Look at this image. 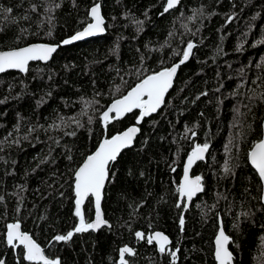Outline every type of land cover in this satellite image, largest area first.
I'll use <instances>...</instances> for the list:
<instances>
[{
  "label": "trees",
  "instance_id": "obj_1",
  "mask_svg": "<svg viewBox=\"0 0 264 264\" xmlns=\"http://www.w3.org/2000/svg\"><path fill=\"white\" fill-rule=\"evenodd\" d=\"M97 3L104 35L61 45L27 72L0 74V259L34 264L22 245L6 242L7 225L20 222L61 264H119L124 246L136 252L126 254L129 264H172L169 252L135 235L156 230L170 237L169 248H179L175 264H216L222 222L234 264H264L263 185L248 158L263 137L264 0H182L168 13L166 0H0V9H12L8 20L0 19V51L61 44L91 22ZM188 42L196 47L159 112L137 123L136 109L105 127L103 111L148 75L179 62ZM132 124L141 130L134 146L109 167L103 208L111 226L56 241L79 224L75 171L104 137ZM204 143L208 159L193 170L204 190L186 210L177 192L184 161ZM82 211L90 223L91 196Z\"/></svg>",
  "mask_w": 264,
  "mask_h": 264
},
{
  "label": "snow or ice",
  "instance_id": "obj_2",
  "mask_svg": "<svg viewBox=\"0 0 264 264\" xmlns=\"http://www.w3.org/2000/svg\"><path fill=\"white\" fill-rule=\"evenodd\" d=\"M179 3L180 0H166L164 12L166 13L170 9L175 8ZM55 7H59V5L57 4ZM33 8H35V6H33ZM49 11H51V9H49ZM199 11L202 14V10ZM0 12L4 13L0 19L8 20L9 17L7 14L11 13L12 9H0ZM90 14L93 17L94 22L89 23L83 31H78L70 38L63 40L61 42L62 44H71L74 41H80L85 37L94 36L105 31L103 27L104 18L101 15L100 5L95 4L91 8ZM161 15H163V13H161ZM23 18L28 19V17ZM188 19H196L195 11L193 16ZM135 23L140 26L143 24V21H135ZM21 31L23 32L25 30L21 29ZM48 35H51V32H49ZM58 47L59 45L32 44L14 50L0 51V73L5 72L7 69H19L22 72H27L30 61H47L52 57V54L57 51ZM194 47H196L194 43L188 42L179 63L170 68H163L161 71L148 75L128 91L126 95L115 99L100 116L104 126L107 127L111 121L121 119L135 109L140 110L137 123L143 121L145 117L156 113L165 103V95L172 87L177 69L189 59ZM260 98L264 99V93L260 94ZM250 99L253 98L250 97ZM85 106L89 107L90 102H85ZM84 114H86V112ZM70 120L72 123L76 124L77 127L83 126L75 117L70 118ZM65 123L66 121L61 118V125ZM89 123H91V118H89ZM61 125H53V127H60ZM139 131L140 129L138 127L133 126L129 127L122 133L112 136L110 139L106 138L99 145L95 153L89 155L84 164L75 171V215L79 218V224L75 227L74 231H69L66 235H57L54 238L56 241H68L73 237L74 233L97 230L102 225L108 223L103 219V214L101 212V198L105 182L109 179L110 162L116 161L122 149L128 148L132 145L134 138ZM188 131H191V129H188ZM67 135L74 136L75 132L67 133ZM208 148V143H204L203 145L196 144L191 154L188 156L184 168L183 182L177 188V192L179 193L182 202L191 201L197 193L204 190L201 183L202 178L200 176H196L194 179L190 178L189 171L196 161L204 159V154L208 151ZM68 158L70 160L71 156ZM249 159L261 181H264V138H261L254 144L249 153ZM43 162L44 161H41V163ZM224 171L225 173L231 171L227 162L224 165ZM89 196L95 197L96 216L94 222L86 223L84 212L82 211V205ZM3 199L4 198L0 196V201ZM180 206V204H177L178 208ZM184 223L183 216H181L179 220L181 230H183ZM135 235L141 240L146 239L148 244H152L153 242L157 243L159 245V252H169L172 258V264H175L178 259L177 254L179 248L175 250L169 248L168 246L171 244V241L164 233L155 232L146 237L145 233L138 231ZM17 241L18 244L16 243ZM6 242L13 247L22 245L25 250L24 258L27 261L34 262V264H61L59 258H48L45 255L44 249L32 238V236L21 231V225L19 222L7 225ZM229 242L230 237L225 234L223 227L221 226L219 234L215 240V258L219 264H232L233 254L229 251ZM126 254L135 256L136 252L129 246L120 248L119 264H129V260L125 258ZM0 264H4L2 259H0Z\"/></svg>",
  "mask_w": 264,
  "mask_h": 264
},
{
  "label": "water",
  "instance_id": "obj_3",
  "mask_svg": "<svg viewBox=\"0 0 264 264\" xmlns=\"http://www.w3.org/2000/svg\"><path fill=\"white\" fill-rule=\"evenodd\" d=\"M181 1L182 0H180V3H181ZM180 3L175 7V8H177L179 5H180ZM97 4H99L100 5V9H101V15H102V17L104 18V25H103V27H104V29H105V31L103 32V33H98V34H96V35H94V36H90V37H85L83 40H80V41H74L73 43H71V44H67V45H72V44H75V43H79V42H83V41H87V40H89V39H92V38H95V37H99V36H102V35H104L105 34V32H106V27H105V17H104V15H103V11H102V6H101V4L100 3H97ZM94 6V5H93ZM166 7V4H165V6H164V8ZM175 8H173V9H175ZM173 9H170L168 12H170V11H172ZM163 12H164V9H163ZM168 12H166V13H168ZM165 13V12H164ZM90 17H91V22L90 23H93L94 22V19H93V17L91 16V14H90ZM88 25V24H87ZM87 25L85 26V27H87ZM84 27V28H85ZM83 28V29H84ZM83 29H81V30H79V31H83ZM78 32V31H77ZM74 35V34H73ZM72 35V36H73ZM71 37V36H70ZM70 37H68V38H70ZM68 38H66V39H68ZM32 44H51V45H59V47L57 48V51H58V49L60 48V46L62 45V46H64V44H53V43H48V42H35V43H31V44H28V45H26V46H23V47H27V46H30V45H32ZM23 47H19V48H23ZM14 49H18V48H14ZM14 49H8V50H3V51H9V50H14ZM56 51V52H57ZM56 52H54L53 54H52V57L49 59V60H47V61H42V62H49L52 58H53V56H54V54L56 53ZM191 57V56H190ZM190 57H189V59H190ZM189 59L185 62V63H187L188 61H189ZM32 62H34V61H30L29 62V64H28V67L30 66V64L32 63ZM177 63H179V62H177ZM177 63H175V64H177ZM184 63V64H185ZM174 64V65H175ZM183 65V64H182ZM173 66V65H172ZM171 66V67H172ZM168 68H170V67H168ZM7 71H21V70H19V69H7L5 72H7ZM178 71H179V68L177 69V73H176V75H175V77H174V79H173V83H172V87L168 90V92L166 93V95H165V100H166V97H167V95H168V93L172 90V88H173V86H174V83H175V80H176V77H177V74H178ZM5 72H3V73H5ZM3 73H0V74H3ZM140 83V82H139ZM136 86V85H135ZM134 86V87H135ZM131 90V89H130ZM129 90V91H130ZM128 93V92H127ZM163 106V105H162ZM162 106H161V108H162ZM160 108V109H161ZM159 109V110H160ZM136 110V109H135ZM159 110L157 111V112H159ZM156 112V113H157ZM132 113V112H131ZM156 113H153V114H151L150 116H148V117H151V116H153V115H155ZM128 114H130V113H128ZM128 114H126V115H128ZM125 115V116H126ZM133 126H136V127H138L139 129H140V125L139 124H132V125H130V126H128L126 129H124L123 131H121V132H118V133H116L115 135H117V134H119V133H122V132H124V131H126L129 127H133ZM140 132H141V130L136 134V136H135V138H134V141H133V143H132V145L130 146V147H128V148H125V149H122L121 150V152H120V154L118 155V157H117V159L120 157V155L125 151V150H127V149H129V148H132L133 146H134V144H135V141H136V139H137V137H138V135L140 134ZM114 136V135H113ZM112 137V136H111ZM111 137H104L102 140H101V142L99 143V145L107 138V139H110ZM262 138H264V122H263V137ZM99 145L97 146V148L95 149V151L98 149V147H99ZM95 151L93 152V153H95ZM251 151V150H250ZM191 152H192V150L189 152V154L186 156V158H185V161H184V165H183V173H182V177H181V179H180V184L183 182V178H184V168H185V165H186V163H187V159H188V156L191 154ZM92 153V154H93ZM250 153V152H249ZM92 154H90V155H92ZM208 154H209V148H208V151L204 154V159L203 160H198V161H196L193 165H192V167H191V169H190V171H189V177L190 178H195L196 176H200V175H197V174H194L193 173V170H194V168L196 167V165L199 163V162H206L207 161V159H208ZM89 156V155H88ZM87 156V157H88ZM87 157L85 158V160L83 161V163L80 165V167L84 164V162L86 161V159H87ZM249 158V157H248ZM116 159V160H117ZM115 162V161H114ZM249 162H250V159H249ZM111 163L112 162H110V165H111ZM250 164H251V162H250ZM110 165H109V167H110ZM79 167V168H80ZM78 168V169H79ZM254 168V167H253ZM256 171V170H255ZM258 174V173H257ZM201 177V176H200ZM107 183H108V180L105 182V186H104V188H103V190H102V198H101V212H102V214H103V219L104 220H106L108 223L106 224V225H102L99 229H97V230H93V231H95V232H97V231H99L100 229H102L103 227H110L111 226V223L106 219V216H105V211H104V208H103V201H104V195H105V188H106V185H107ZM201 183H202V185H203V182H202V179H201ZM179 184V185H180ZM262 185H263V193H262V202H263V204H264V181H262ZM203 189H204V186H203ZM203 192V191H202ZM202 192H200V193H197V195L196 196H194L193 198H192V200L191 201H186L185 202V209L187 210L188 209V207L191 205V203L193 202V200L194 199H196ZM90 197V196H89ZM88 197V198H89ZM92 197V199H93V204H94V216H93V219L90 221V223L91 222H94L95 221V216H96V210H95V197L94 196H91ZM88 198L85 200V202L88 200ZM179 198H180V196H179ZM180 200H181V198H180ZM13 223H15V222H13ZM20 223V222H19ZM20 225H21V223H20ZM221 226L223 227V230H224V232H225V234L227 235V236H229L230 237V242H229V244H228V248H229V251H231L232 252V254H233V261H232V264H234V253H233V251L231 250V242H232V238H231V236L227 233V231H226V229H225V227H224V224L222 223V222H220L219 223V228H218V231H217V233H216V235H215V238H214V256H215V247H216V245H215V240H216V237H217V235L219 234V231H220V228H221ZM21 231L22 232H26V233H28V234H30L31 236H32V234L30 233V232H28V231H25L24 229H23V227H22V225H21ZM155 232H162V233H164L166 236H168L164 231H162V230H156V231H154L152 234H154ZM169 237V236H168ZM32 238L35 240V238L32 236ZM169 240H170V237H169ZM36 241V240H35ZM37 242V241H36ZM17 243H18V241H17ZM38 243V242H37ZM155 243V242H154ZM39 244V243H38ZM157 244V243H156ZM40 245V244H39ZM158 245V244H157ZM41 246V245H40ZM159 246V245H158ZM42 247V246H41ZM43 248V247H42ZM44 249V248H43ZM177 249V248H176ZM44 252H45V250H44ZM45 255L48 257V258H50L46 253H45ZM50 259H52V258H50ZM2 260L4 261V264H6V258H2ZM215 260H216V258H215ZM216 264H219V262L216 260Z\"/></svg>",
  "mask_w": 264,
  "mask_h": 264
},
{
  "label": "flooded vegetation",
  "instance_id": "obj_4",
  "mask_svg": "<svg viewBox=\"0 0 264 264\" xmlns=\"http://www.w3.org/2000/svg\"><path fill=\"white\" fill-rule=\"evenodd\" d=\"M46 253V252H45ZM127 259V257H125ZM129 260V259H128Z\"/></svg>",
  "mask_w": 264,
  "mask_h": 264
}]
</instances>
